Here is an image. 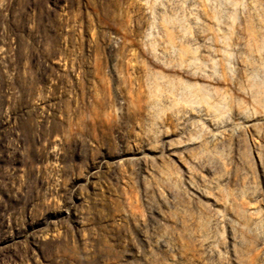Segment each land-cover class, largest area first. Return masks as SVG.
I'll use <instances>...</instances> for the list:
<instances>
[{
    "label": "rangeland",
    "instance_id": "374dc122",
    "mask_svg": "<svg viewBox=\"0 0 264 264\" xmlns=\"http://www.w3.org/2000/svg\"><path fill=\"white\" fill-rule=\"evenodd\" d=\"M0 264H264V0H0Z\"/></svg>",
    "mask_w": 264,
    "mask_h": 264
},
{
    "label": "bare ground",
    "instance_id": "6f19581e",
    "mask_svg": "<svg viewBox=\"0 0 264 264\" xmlns=\"http://www.w3.org/2000/svg\"><path fill=\"white\" fill-rule=\"evenodd\" d=\"M247 4L253 9L254 6V0H246Z\"/></svg>",
    "mask_w": 264,
    "mask_h": 264
}]
</instances>
